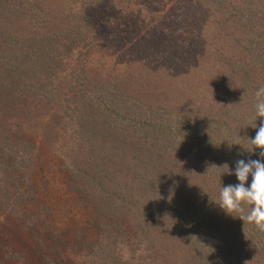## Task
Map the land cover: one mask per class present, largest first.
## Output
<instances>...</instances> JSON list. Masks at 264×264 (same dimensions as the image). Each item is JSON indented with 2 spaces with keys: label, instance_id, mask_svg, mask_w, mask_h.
Listing matches in <instances>:
<instances>
[{
  "label": "trees",
  "instance_id": "obj_1",
  "mask_svg": "<svg viewBox=\"0 0 264 264\" xmlns=\"http://www.w3.org/2000/svg\"><path fill=\"white\" fill-rule=\"evenodd\" d=\"M162 1L0 0V92L17 93L26 118L35 112L57 126L59 113L78 141L77 159L91 149L92 162L72 176L84 181L89 202L146 213L159 251L173 241L168 262L155 253L157 264H264V232L214 203L222 185L238 183L225 164L260 159L250 138L264 124L254 95L264 86V0ZM100 4L109 16L113 8H170L163 19L179 31L162 50L171 52L168 65L147 61L128 81L113 71L89 75L74 52L88 59L102 43L83 24ZM101 255L107 264L109 251Z\"/></svg>",
  "mask_w": 264,
  "mask_h": 264
},
{
  "label": "rangeland",
  "instance_id": "obj_2",
  "mask_svg": "<svg viewBox=\"0 0 264 264\" xmlns=\"http://www.w3.org/2000/svg\"><path fill=\"white\" fill-rule=\"evenodd\" d=\"M63 1L58 0V5ZM149 6L121 11L113 8L109 16L100 4L84 12L83 24L89 26L86 30L92 29L90 38L102 41L95 45L91 58L79 55V50L74 52L86 61L89 75L98 71L110 78L113 71L114 78L128 81L135 79V69L140 73L146 69L143 65L147 66V61L155 64L151 67L168 65L171 52L162 50L177 43L172 34L179 29L163 19L162 14L170 8L151 10ZM65 16L59 15V22ZM18 26L25 29L21 22ZM109 36L114 41L108 40ZM185 40L187 45L193 42ZM69 75L62 77L71 83L75 76ZM65 91L71 90L66 87ZM0 94V264H96L95 260L104 264L101 252L106 251L107 264H157L158 252L168 262L167 252L176 246L171 241L159 251L153 234L156 226L146 213H110L89 202L84 181L72 180L78 176L77 168L92 162L91 149L77 159L78 141L68 126L63 127L59 113L57 126L49 116H34L35 112H24L27 119L19 112L23 104H18L17 93ZM56 247L59 252H55Z\"/></svg>",
  "mask_w": 264,
  "mask_h": 264
},
{
  "label": "clouds",
  "instance_id": "obj_3",
  "mask_svg": "<svg viewBox=\"0 0 264 264\" xmlns=\"http://www.w3.org/2000/svg\"><path fill=\"white\" fill-rule=\"evenodd\" d=\"M254 95L256 116L264 118V86L257 88ZM250 140L253 146L251 153L259 150L260 159L248 161L239 159L235 162L234 170L225 164L228 171L224 174L234 175L238 183L222 185L218 199L214 203L225 215L234 217V214H238L236 218L264 232V124Z\"/></svg>",
  "mask_w": 264,
  "mask_h": 264
}]
</instances>
